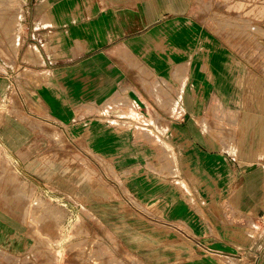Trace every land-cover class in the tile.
I'll list each match as a JSON object with an SVG mask.
<instances>
[{"label":"crops","instance_id":"0c3cea01","mask_svg":"<svg viewBox=\"0 0 264 264\" xmlns=\"http://www.w3.org/2000/svg\"><path fill=\"white\" fill-rule=\"evenodd\" d=\"M219 6L264 31V0H23L15 43L0 23V99L20 101L0 143L60 201L38 227L0 212V264H92L76 242L264 264V51L220 35Z\"/></svg>","mask_w":264,"mask_h":264},{"label":"rangeland","instance_id":"374dc122","mask_svg":"<svg viewBox=\"0 0 264 264\" xmlns=\"http://www.w3.org/2000/svg\"><path fill=\"white\" fill-rule=\"evenodd\" d=\"M22 1L23 0H0V23L5 26L6 30H10L13 43L17 41L16 34L18 33L17 26L19 23V15L23 13ZM213 24L215 29H218L220 35L225 36V38L231 44H234L236 48L247 47V49H255L257 51V49L261 47L262 52L264 51V31L261 29L262 26H260L257 22L240 17L231 18L219 6L218 21H215ZM248 25H254L257 30H252L248 27ZM226 35H228L229 38H227ZM238 56L241 57L243 55L241 54ZM247 57H251L252 64H255V67H257L258 54H248ZM255 59L256 61H254ZM253 61L255 63H253ZM261 62L264 64V54L261 55ZM261 71L264 72V67H262ZM140 74L147 76L148 72H145L144 69H141ZM146 87L149 89L154 88V91H159V89H161V87L156 85L152 87ZM18 97L17 90L12 89V92L6 98L0 99V126H2V114L6 111H12L9 103L12 102L13 106L20 103ZM136 104V108L138 110V121L140 124L139 126L145 127L147 119L144 112L147 111V108H149L151 105L150 103L148 104L144 101H138ZM156 108L157 107H155V109ZM174 108L175 106L171 109L172 114L175 111ZM156 112L157 117V109ZM150 117L152 118V116ZM151 118L149 120H151L150 123L153 124ZM154 123L155 125H158L157 118ZM28 178L30 179L27 180L24 176H22V174H20L18 165L15 162L13 156L10 155L0 143V212L5 211L9 213L12 211L14 206L24 204L27 207L25 212L27 221L34 227H38L42 215L35 213L36 208L46 207L51 211V209L54 210V207L59 204L60 201L52 196L42 198L40 192L42 190H46L47 187H45V184L35 175H31V177ZM36 190H38L37 193H35ZM43 217H46V215ZM61 231L63 234L65 233V225L62 227ZM74 236L75 238H78L79 235L77 231H75ZM103 248L104 247H99L97 245H88L87 243L85 245L82 242H76L74 245L75 254L88 256V259L92 264H100V260L102 262L101 264H138V261L136 260L137 257L129 255L130 250L128 253L125 249L121 251L119 246L106 245L105 255ZM157 248L160 247H156V249ZM115 256H120L121 259H116ZM104 258H106V262ZM153 264L166 263L162 259L156 257Z\"/></svg>","mask_w":264,"mask_h":264}]
</instances>
